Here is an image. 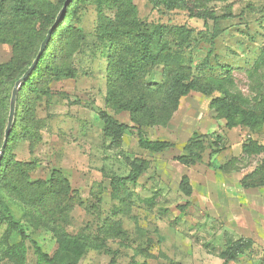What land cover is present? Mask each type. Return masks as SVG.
I'll return each mask as SVG.
<instances>
[{
	"label": "rangeland",
	"instance_id": "obj_1",
	"mask_svg": "<svg viewBox=\"0 0 264 264\" xmlns=\"http://www.w3.org/2000/svg\"><path fill=\"white\" fill-rule=\"evenodd\" d=\"M48 1L58 4V0ZM132 1L141 30L152 32L161 25L181 26L190 31L184 44L178 46L173 42L168 52L179 56L180 63L193 75L221 79L225 74L223 67L229 66L232 84L223 88L241 94L247 101L242 107L257 110L264 104V69L258 63L264 44V0H189L188 10H166L147 0ZM103 13L108 19L114 18L115 12L111 10L105 8ZM99 25L97 9L92 5H78L67 18L64 26H74L84 36L70 57L77 76L49 82V94L34 100V119L41 142L33 146L21 140L22 132L16 130L11 153L17 161L33 162L31 179L45 180L52 170H60L70 182L69 210L56 218L54 228L87 244L76 264H223L217 257L225 247L223 236L229 239L231 234H223L224 224L212 217L217 177L238 171L250 174L260 164L261 156H241L225 171L214 168L233 159L228 160L229 156L222 153L234 135H221L207 128L212 121L219 120L209 109V102L220 97L221 91L209 97L191 92L179 99L178 109L167 125L141 128L148 140L173 143L174 148L168 151L157 154L141 150L136 130L125 132L119 142L104 137L100 111L118 123L131 127L134 124L127 112L116 114L104 106L107 43L102 40ZM12 58L11 46L0 45V66ZM206 58L209 68L202 64ZM166 66L160 63L146 69L144 86L156 91L155 85L163 84L173 67ZM159 99L155 96V103L159 104ZM240 132L243 135L237 133L241 137L237 142L253 140L264 146V124L258 130L241 128ZM194 133L208 137L205 144L209 149L202 154L200 163L186 167L175 158L183 153L184 144ZM215 149L216 153L209 154ZM135 158L148 161V170L135 184L114 192L111 180L127 176L129 161ZM183 175L192 187L190 197L179 190ZM0 208L13 216L44 253L55 254L57 235L51 225L41 222L17 199L2 192ZM19 241L20 237L10 232L6 224H0V264H37L28 240L24 262L7 255V247ZM246 255L228 264H264V252L259 248Z\"/></svg>",
	"mask_w": 264,
	"mask_h": 264
},
{
	"label": "trees",
	"instance_id": "obj_2",
	"mask_svg": "<svg viewBox=\"0 0 264 264\" xmlns=\"http://www.w3.org/2000/svg\"><path fill=\"white\" fill-rule=\"evenodd\" d=\"M65 0H58L54 5L48 0H0V45L8 44L12 48L13 58L9 63L0 66V148L3 142L4 130L11 91L15 82L28 69L38 53L45 35L53 24ZM155 7L166 10L190 9L189 0H147ZM78 5L95 6L100 22L102 40L107 43V91L104 106L116 114L127 112L134 127L118 123L105 111L98 116L102 122V134L114 142H119L123 134L130 130L137 132V144L141 150L150 153H162L174 148V144L164 140H148L141 128L145 125H167L173 113L178 109L179 99L191 92L211 96L221 91L220 97H214L209 102V109L216 114L215 118L225 121V127L247 128L258 130L264 124V104L259 109L242 107L246 99L238 93H229L223 87L232 84L231 68L224 66L225 74L221 79L193 75L191 70L180 63V57L169 53L170 45L184 44L191 33L181 26H155L152 32L141 30L136 7L132 0H71L63 19L53 32L51 39L40 57L35 70L21 85L15 102V113L3 157L0 161V193L17 199L25 208L32 211L41 222L56 226V218L69 210L72 194L70 182L60 170H52L48 179H31L30 174L35 167L33 162H21L11 153V144L15 131L22 132L21 140L36 146L41 142L38 123L35 121V99L49 94V82L71 80L77 76V71L70 63V57L76 51L84 36L82 31L74 26H64L67 18L74 14ZM114 13L113 19H108L103 9ZM199 19L204 16L195 15ZM213 15H211L212 17ZM164 63L170 68L166 81L155 85L156 91L147 88L142 82L146 69ZM258 63L264 69V44L258 57ZM203 66L209 68L208 58ZM166 66V67H167ZM224 89V90H223ZM160 96L159 104L154 97ZM206 135L193 134L183 146V153L175 160L181 165L190 167L202 161V154L209 149L205 141ZM217 146V144H215ZM242 156H261L258 167L245 175L240 185L243 189L260 188L264 186V146L253 140H246L242 145ZM211 150L209 154L216 153ZM233 158L224 166L214 167L226 170ZM129 173L125 177H114L111 187L118 192L127 184H135L140 176L149 168L145 159L135 158L129 161ZM179 190L185 197L192 195L189 178L183 175L179 182ZM183 210V207H180ZM0 224H6L10 232L17 234L20 241L7 247V255L22 263L25 260L28 240L37 258V264H76L87 244L79 237L69 236L58 227L53 231L57 235V251L53 256L44 253L20 227L19 223L0 208ZM100 245H95L99 248ZM257 245L249 238L240 237L237 240L225 239V247L217 258L223 264L235 262L241 254H249ZM258 248V247H257ZM65 258L69 259L67 262ZM142 264H148L143 262Z\"/></svg>",
	"mask_w": 264,
	"mask_h": 264
},
{
	"label": "crops",
	"instance_id": "obj_3",
	"mask_svg": "<svg viewBox=\"0 0 264 264\" xmlns=\"http://www.w3.org/2000/svg\"><path fill=\"white\" fill-rule=\"evenodd\" d=\"M207 125L213 132L217 130L221 135H234V140L227 144L223 156L239 158L242 156V145L239 143L241 137L237 135L241 128L227 129L224 120L212 121ZM213 124V125H211ZM206 134V133H204ZM247 174V173H246ZM241 172L230 174H219L217 177L218 187L215 184L212 217L219 219L224 224V231L231 234V240L240 237L249 238L264 252V186L260 188L243 189L240 185L241 179L246 175ZM223 231V232H224ZM225 240L226 237L223 236ZM246 254H241L235 262H238ZM231 262V263H235Z\"/></svg>",
	"mask_w": 264,
	"mask_h": 264
},
{
	"label": "water",
	"instance_id": "obj_4",
	"mask_svg": "<svg viewBox=\"0 0 264 264\" xmlns=\"http://www.w3.org/2000/svg\"><path fill=\"white\" fill-rule=\"evenodd\" d=\"M70 2H71V0H65L64 1L60 11L58 12V14H57V16L53 22V24L50 26V28L48 29V31L45 35V38L41 42L37 55L35 56L34 60L32 61L31 65L28 67V69L15 82V84L12 88L10 102H9V112H8V117H7V123H6V127L4 130L3 142H2V145L0 148V161L3 157L4 149L6 147L7 140H8L9 134L11 132L12 123H13V119H14V113H15V102H16V96H17L18 90L20 89L21 85L30 77L32 72L35 70L40 57L42 56L46 46L48 45V43L51 39L53 32L57 28L60 21L63 19L65 12H66V9H67L68 5L70 4Z\"/></svg>",
	"mask_w": 264,
	"mask_h": 264
}]
</instances>
